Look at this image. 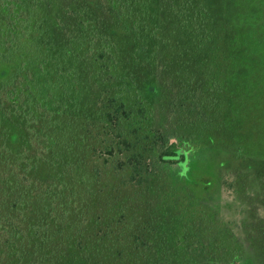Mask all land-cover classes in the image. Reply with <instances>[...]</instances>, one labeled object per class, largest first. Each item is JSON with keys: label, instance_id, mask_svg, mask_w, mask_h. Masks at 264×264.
<instances>
[{"label": "rangeland", "instance_id": "374dc122", "mask_svg": "<svg viewBox=\"0 0 264 264\" xmlns=\"http://www.w3.org/2000/svg\"><path fill=\"white\" fill-rule=\"evenodd\" d=\"M0 264H264V0H0Z\"/></svg>", "mask_w": 264, "mask_h": 264}, {"label": "trees", "instance_id": "16d2710c", "mask_svg": "<svg viewBox=\"0 0 264 264\" xmlns=\"http://www.w3.org/2000/svg\"><path fill=\"white\" fill-rule=\"evenodd\" d=\"M177 151H175L174 153H172V154H164L162 157H163V159L164 160H169V158H175L176 157V155H177ZM168 158V159H167Z\"/></svg>", "mask_w": 264, "mask_h": 264}]
</instances>
